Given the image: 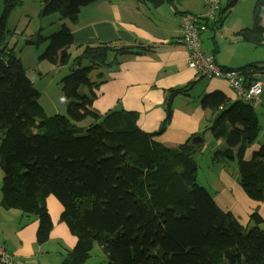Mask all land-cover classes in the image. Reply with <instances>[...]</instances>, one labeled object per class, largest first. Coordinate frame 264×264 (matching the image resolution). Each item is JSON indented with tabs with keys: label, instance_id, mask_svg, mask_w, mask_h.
I'll return each instance as SVG.
<instances>
[{
	"label": "trees",
	"instance_id": "1",
	"mask_svg": "<svg viewBox=\"0 0 264 264\" xmlns=\"http://www.w3.org/2000/svg\"><path fill=\"white\" fill-rule=\"evenodd\" d=\"M96 1L44 0L40 15L57 13L66 22L47 37L42 38L40 29L30 35L36 39H25V44H37L39 37L48 40L39 59L67 64L71 27L81 9ZM141 1L153 6L173 2ZM235 3L228 0L207 28L222 27V15ZM18 5L19 0H3L0 14L1 206L34 214L36 240L43 243L53 228L46 204L53 195L62 206L60 220L76 238L62 264H83L95 243L107 264H264V217L257 208L249 214L252 225L244 226L197 184L195 156L202 143L189 139L169 147L156 139L171 119L172 96L188 94L193 82L167 90L166 118L158 130L145 132L137 124L136 111L94 109L92 88L99 83L87 75L96 67L116 64L118 56L143 54L152 46L86 44L73 58L70 73L60 80L65 113L48 115L39 101L41 91L27 76L14 47L5 44L10 32L7 21ZM263 8L264 0H256L252 27L235 33L254 48L264 46ZM234 69L241 71L248 86L264 73V61ZM98 77L105 82L102 73ZM82 85L89 94L80 92ZM200 105L207 112L206 124L196 135L203 138L209 132L213 139H224L215 154L235 161L236 179L247 196L264 202V145L244 158L261 129L255 104L241 101L235 107L221 90H213L201 97Z\"/></svg>",
	"mask_w": 264,
	"mask_h": 264
},
{
	"label": "crops",
	"instance_id": "2",
	"mask_svg": "<svg viewBox=\"0 0 264 264\" xmlns=\"http://www.w3.org/2000/svg\"><path fill=\"white\" fill-rule=\"evenodd\" d=\"M254 1L252 0L250 5V17ZM204 9V0H173L172 4L164 2L160 6H153L141 0H98L82 8L77 23L71 27L75 48L82 49L83 45L94 43H109L120 46L136 45L141 42L144 45L152 46L150 51L143 54L118 56L116 64L113 63L110 67L105 68V74L102 78L105 80V84L101 87V93L95 102V106L104 112L116 106L136 111L138 112L137 124L139 128L145 132H153L159 129L167 116L165 107V99L168 96L167 90L193 82L188 94L172 96L170 103L171 119L160 134L156 136L157 140L169 147L184 143L192 135L202 132L206 124L204 117L207 112L202 109L200 100L205 93L221 90L229 97L231 103L237 107L243 100L228 86L224 79L199 75L188 66L189 51L181 39L179 13L201 14ZM246 10H248V7ZM246 19H248L247 16ZM246 25L248 24L246 23ZM201 33L200 38L202 39ZM211 37L214 45L212 49H207L206 42L200 39L203 51L207 54H213L217 63L222 67L239 68L252 62L264 61V53L259 52L261 48H254L238 37H236L238 40L235 39L228 45L230 46V55L219 59L220 54L216 55L218 46L216 45L215 35ZM219 47L220 49L223 48L222 45H219ZM256 77L263 84L260 100L254 105L261 129L257 140L252 143L251 147H248L249 149H246L245 159H249L252 155L247 157V153L251 151L253 153L261 145H264V73L257 74ZM40 78L41 76H39ZM43 82L41 84L43 89H39L41 91L39 101L46 114H64L66 100L59 89V83L53 84L51 80L47 83ZM204 139L203 135L202 146L206 142ZM212 143L213 141H209L207 145ZM217 143L214 142L210 146L211 152L215 153L218 148L225 144V142L219 145ZM218 181L224 183L225 187H229L228 183H232L228 176L219 177ZM214 201L222 210L226 209L235 215L232 209L223 208L217 200ZM57 202V199L52 195L46 198L47 210L51 220L53 219L52 223L54 218L51 207L56 209V213L59 215L62 211L61 204L58 203V205ZM243 202L245 206H251L244 195ZM256 208H259L258 212H260L261 208H264V202L254 205L253 209ZM7 212L15 217L19 214L15 211ZM259 214L262 216L261 213ZM37 225L38 220L35 219L28 227L19 231L22 245L12 242L6 233L0 232L1 241L7 250L12 253L15 259L21 260L25 264H30L33 261L31 253L26 250L25 241L30 243L36 240ZM53 228L49 238L55 231ZM70 241L71 245L74 246L76 238L75 241L72 238ZM11 246H14L15 249H12ZM70 249L62 253V257ZM40 250H42V253L45 252L42 247H40ZM91 257L92 252L89 258ZM89 258L84 262L85 264H87Z\"/></svg>",
	"mask_w": 264,
	"mask_h": 264
},
{
	"label": "rangeland",
	"instance_id": "3",
	"mask_svg": "<svg viewBox=\"0 0 264 264\" xmlns=\"http://www.w3.org/2000/svg\"><path fill=\"white\" fill-rule=\"evenodd\" d=\"M227 1L228 0L221 1L223 8L226 6ZM251 2L252 0H236L235 6L231 10H227V12L222 15V27L216 30L207 28L201 33V40L206 42L207 49L213 48L214 45L211 36L215 35V40L217 43L216 45L218 46L216 55L220 54L219 59L225 56L228 57L230 55V46L228 45L235 39L238 40V38H236L237 36L234 34L235 32H237L240 28L252 27V15L250 17ZM43 5L44 0H19V5L12 11L7 21V27L10 32L5 39V44L9 48L14 47L15 55L21 58L20 60L23 64V67L25 68V71H27L28 77H30L34 81V86L37 90H42L43 88L41 87V84L44 83L43 81L47 83L49 80L53 81V84L58 82L60 89V80L65 75L70 73V66L73 58L80 54L81 49L75 48L76 46L74 45L69 47V62L61 66L54 65L45 59H39V57L45 52L48 46V40L42 41L41 37H39V43L25 44V39L34 41L36 39V35L34 37L30 35L35 34L40 29V35L42 36V38L47 37L57 32L60 29L61 24L66 22V20L62 19L57 13H52L46 16L40 15ZM247 7L248 10H246ZM205 10L206 8L204 9V12ZM2 12L3 0H0V14ZM246 16L248 19H246ZM261 17L262 23L264 24V8L261 11ZM246 23L248 25H246ZM219 45H222L223 48L220 49ZM254 51H256V49H254ZM259 52L264 53V46L261 47ZM82 64L83 66L87 65V63H84V61L82 62ZM99 73H102L104 75L105 67L94 68L87 75V79L91 80L92 82L99 83L97 87L94 86L92 88V90L96 93V97L93 99L92 107L102 113L104 111H100L95 106V102L97 101V99L99 98V94L101 93V87L105 84V82H102L98 77ZM39 76H41L40 79ZM204 78L207 79L206 77ZM80 92L89 94L90 90L87 86L82 85L80 88ZM118 108L119 106L113 107V109ZM87 125L88 124H86V126ZM89 129L90 128H88L87 126L85 130L89 131ZM204 138L206 142H204L200 151L195 156L197 163V184H199L201 187L207 188L213 199L217 200L219 202L218 204H220L223 208L232 209L235 213V215H233L238 218L239 222L242 225L251 226L252 223L249 222V214L254 210V205L259 202L250 199L245 193L243 187L237 181L235 161L228 160L222 155H217L214 152H211L210 146H212L214 142L217 143L218 141H220L219 143H217V145H219L220 143L225 142V140L213 139L209 132L204 134ZM209 141H213V143L207 145ZM251 145L249 147H251ZM251 154L252 151L250 153H247L246 156L249 157ZM223 176H228V178L232 181V183H228L230 185L229 187H225V185H223L224 183H220L218 181L219 177ZM3 177L4 173L0 168V201L2 197ZM243 195L248 199L249 203H251L250 207L245 206V203L243 202ZM58 203L59 201L57 202V204ZM51 210L54 218L53 230L55 231L52 233V236L49 238V240L44 244H39L38 242H36L37 240L30 243H28V241H25L26 250H28V252H30L32 255L31 259L33 261L30 264H62V253H64L69 248H72L73 245H71L70 243L71 238L75 241V236L71 234L67 225L60 220V215L56 213V209H52L51 207ZM223 210L228 211L226 209ZM7 211H15L19 214L15 217L8 214L10 212ZM257 211H259V208L257 209ZM21 213L29 216H23ZM259 213H261L264 217V208H261ZM35 219H37V217L34 214L24 213L17 209H5L0 204V232L6 233L10 237V240L18 245L23 244L22 239L19 235V231L25 227H28ZM59 224H61V226H59ZM40 247L45 250L44 253H42ZM11 248L15 249L14 246H11ZM9 253L14 258L12 253ZM87 264H107L106 255L103 253L102 248L98 243L94 244L92 257L89 258Z\"/></svg>",
	"mask_w": 264,
	"mask_h": 264
},
{
	"label": "built area",
	"instance_id": "4",
	"mask_svg": "<svg viewBox=\"0 0 264 264\" xmlns=\"http://www.w3.org/2000/svg\"><path fill=\"white\" fill-rule=\"evenodd\" d=\"M204 4L206 10L203 14L179 15L181 39L189 51L188 66L199 75L224 79L243 101L258 103L263 90L262 81L256 79L246 86L240 70L222 67L213 54L203 51L199 34L207 28L208 22L216 20L221 8V0H204ZM0 264H25V262L15 260L0 240Z\"/></svg>",
	"mask_w": 264,
	"mask_h": 264
},
{
	"label": "water",
	"instance_id": "5",
	"mask_svg": "<svg viewBox=\"0 0 264 264\" xmlns=\"http://www.w3.org/2000/svg\"><path fill=\"white\" fill-rule=\"evenodd\" d=\"M190 142L192 144H199L202 142V137L200 135H195L192 138H190Z\"/></svg>",
	"mask_w": 264,
	"mask_h": 264
}]
</instances>
